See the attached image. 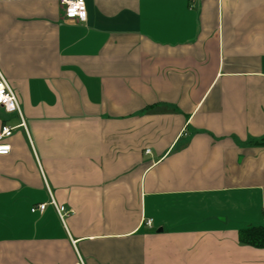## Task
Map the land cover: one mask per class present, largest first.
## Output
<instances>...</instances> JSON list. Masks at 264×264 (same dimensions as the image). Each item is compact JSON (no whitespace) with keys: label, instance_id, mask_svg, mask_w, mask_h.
Instances as JSON below:
<instances>
[{"label":"crops","instance_id":"1","mask_svg":"<svg viewBox=\"0 0 264 264\" xmlns=\"http://www.w3.org/2000/svg\"><path fill=\"white\" fill-rule=\"evenodd\" d=\"M86 4L0 0V264H264V0Z\"/></svg>","mask_w":264,"mask_h":264},{"label":"built area","instance_id":"2","mask_svg":"<svg viewBox=\"0 0 264 264\" xmlns=\"http://www.w3.org/2000/svg\"><path fill=\"white\" fill-rule=\"evenodd\" d=\"M62 4L64 6L65 17L68 20H76L81 23L87 22L88 10L86 0H62ZM0 107L3 108L8 114H19L22 117L19 99L1 72ZM14 130L15 128H12L10 126L3 127L2 132L0 134V155L5 156L11 153L12 146L7 143H4V139L10 138L13 135ZM150 152V150L147 151V153ZM52 204L56 208L62 220H65L66 216L71 213L69 210H67L65 206H59L55 202V200H52ZM47 206V204H39L34 207L32 211L44 212L47 209ZM148 223L149 225H151L152 221H149ZM76 264H86V262L82 257H79V260Z\"/></svg>","mask_w":264,"mask_h":264},{"label":"trees","instance_id":"3","mask_svg":"<svg viewBox=\"0 0 264 264\" xmlns=\"http://www.w3.org/2000/svg\"><path fill=\"white\" fill-rule=\"evenodd\" d=\"M256 145L264 146V138L256 142ZM239 241L242 245L264 249V226H249L239 231Z\"/></svg>","mask_w":264,"mask_h":264}]
</instances>
